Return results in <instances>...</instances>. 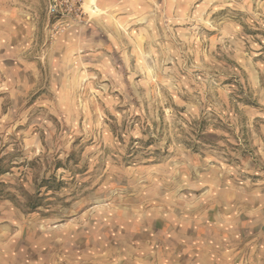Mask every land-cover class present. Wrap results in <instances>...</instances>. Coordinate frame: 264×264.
Here are the masks:
<instances>
[{
	"label": "rangeland",
	"instance_id": "obj_1",
	"mask_svg": "<svg viewBox=\"0 0 264 264\" xmlns=\"http://www.w3.org/2000/svg\"><path fill=\"white\" fill-rule=\"evenodd\" d=\"M0 171V264H264V0H0Z\"/></svg>",
	"mask_w": 264,
	"mask_h": 264
},
{
	"label": "crops",
	"instance_id": "obj_2",
	"mask_svg": "<svg viewBox=\"0 0 264 264\" xmlns=\"http://www.w3.org/2000/svg\"><path fill=\"white\" fill-rule=\"evenodd\" d=\"M205 258V257H204ZM219 259H221V257H220V254L218 255V261H219ZM203 261H206V259H204ZM207 262H209L210 263V261H208L207 260ZM211 264H212V262H211ZM215 264V263H214ZM217 264H220L219 262H217ZM223 264V263H222Z\"/></svg>",
	"mask_w": 264,
	"mask_h": 264
},
{
	"label": "bare ground",
	"instance_id": "obj_3",
	"mask_svg": "<svg viewBox=\"0 0 264 264\" xmlns=\"http://www.w3.org/2000/svg\"><path fill=\"white\" fill-rule=\"evenodd\" d=\"M91 10H92L93 13H97L98 12L97 8H92Z\"/></svg>",
	"mask_w": 264,
	"mask_h": 264
},
{
	"label": "trees",
	"instance_id": "obj_4",
	"mask_svg": "<svg viewBox=\"0 0 264 264\" xmlns=\"http://www.w3.org/2000/svg\"><path fill=\"white\" fill-rule=\"evenodd\" d=\"M1 172V171H0Z\"/></svg>",
	"mask_w": 264,
	"mask_h": 264
}]
</instances>
